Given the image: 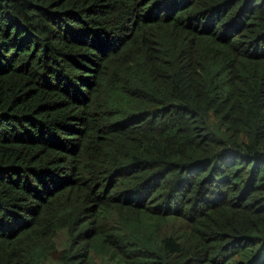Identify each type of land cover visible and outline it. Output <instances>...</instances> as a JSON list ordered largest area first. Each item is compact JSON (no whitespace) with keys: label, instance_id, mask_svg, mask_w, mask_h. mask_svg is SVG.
Listing matches in <instances>:
<instances>
[{"label":"trees","instance_id":"obj_1","mask_svg":"<svg viewBox=\"0 0 264 264\" xmlns=\"http://www.w3.org/2000/svg\"><path fill=\"white\" fill-rule=\"evenodd\" d=\"M0 264H264V0H0Z\"/></svg>","mask_w":264,"mask_h":264}]
</instances>
